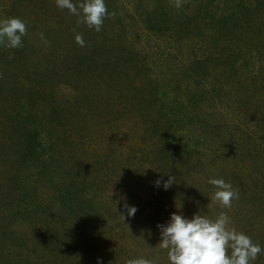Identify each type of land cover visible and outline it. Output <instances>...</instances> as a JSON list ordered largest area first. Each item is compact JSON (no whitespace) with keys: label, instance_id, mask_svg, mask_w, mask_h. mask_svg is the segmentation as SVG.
<instances>
[{"label":"rangeland","instance_id":"374dc122","mask_svg":"<svg viewBox=\"0 0 264 264\" xmlns=\"http://www.w3.org/2000/svg\"><path fill=\"white\" fill-rule=\"evenodd\" d=\"M105 3L97 32L55 0H0L27 25L0 45V264H169L157 225L215 218L209 178L264 247V0Z\"/></svg>","mask_w":264,"mask_h":264},{"label":"clouds","instance_id":"9594fccd","mask_svg":"<svg viewBox=\"0 0 264 264\" xmlns=\"http://www.w3.org/2000/svg\"><path fill=\"white\" fill-rule=\"evenodd\" d=\"M55 4L57 8L67 9L72 15L81 17L78 22L97 32L101 30L105 18L116 14L108 11L105 0H55ZM175 6H181L180 0H176ZM26 33L27 25L22 19H0V45L20 48ZM41 39H44L43 34ZM75 41L79 46H85L81 35L77 34ZM174 182L175 178L168 176L163 182V188L167 190ZM207 183L216 189L212 199L222 209L215 218L201 215V211L191 218L174 212L170 214L166 224L157 225L160 236L158 245L167 250L169 264H254L258 256L264 253V247L259 242H254L246 233L238 231L232 225L231 218L223 211L230 209L232 201L239 198L238 191L223 178H209ZM155 185L159 187L161 180L157 179ZM136 211L135 206L125 204L124 212L119 215L125 219L126 213L131 218ZM97 264H102L99 258ZM126 264H159V260L137 257L127 260Z\"/></svg>","mask_w":264,"mask_h":264},{"label":"trees","instance_id":"16d2710c","mask_svg":"<svg viewBox=\"0 0 264 264\" xmlns=\"http://www.w3.org/2000/svg\"><path fill=\"white\" fill-rule=\"evenodd\" d=\"M31 214H34V213L32 212ZM59 250H60V249H59ZM93 261H95V262H90L89 264H95L97 260L94 259Z\"/></svg>","mask_w":264,"mask_h":264}]
</instances>
